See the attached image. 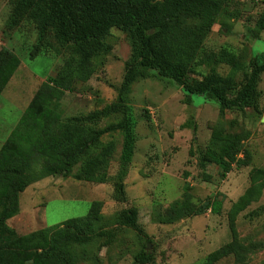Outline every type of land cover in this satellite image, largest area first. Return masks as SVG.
I'll return each instance as SVG.
<instances>
[{
	"label": "rangeland",
	"instance_id": "rangeland-1",
	"mask_svg": "<svg viewBox=\"0 0 264 264\" xmlns=\"http://www.w3.org/2000/svg\"><path fill=\"white\" fill-rule=\"evenodd\" d=\"M14 0H0V50L18 57L20 65L0 95V143L4 144L17 125L27 104L41 84L61 69L69 58L68 48L51 32L40 35L30 19L11 24ZM264 0H229L203 42V50H228L241 59L235 73L239 83L252 60L264 62ZM262 23V27H261ZM109 52L96 59V69L85 83L65 92L59 101L63 120L84 116L118 100L124 64L131 56L127 33L112 28L104 39ZM34 54V57L31 55ZM226 76L225 64H194L188 76L201 80L211 70ZM258 108L221 111L216 100L187 94L172 80L149 71L135 81L127 95L128 115L135 136L134 152L119 192V157L123 135L106 134L103 143L114 141L116 151L104 182H86L75 177L79 166L67 177L35 180L18 195L17 212L4 225L17 237L60 226L66 220L83 218L91 209L101 217L99 230L114 237L95 238L85 246L75 245L74 264H135L140 252L153 255L152 264H264V72L257 85ZM122 114L104 119L99 128L116 123ZM11 131V132H10ZM10 132V133H9ZM239 141L238 166L221 176L222 170L208 165L204 181L198 157L212 134ZM187 193L194 205L222 200L219 214L209 210L173 224L159 223V216ZM240 202L233 215L232 206ZM135 208L146 237L117 223L122 210Z\"/></svg>",
	"mask_w": 264,
	"mask_h": 264
},
{
	"label": "trees",
	"instance_id": "trees-1",
	"mask_svg": "<svg viewBox=\"0 0 264 264\" xmlns=\"http://www.w3.org/2000/svg\"><path fill=\"white\" fill-rule=\"evenodd\" d=\"M229 0H14L10 25L30 19L37 32H51L68 48L56 77L41 84L24 110L7 141L0 148V264H74L75 245L85 246L95 238H106L107 246L113 233L99 230L101 217L91 209L83 218L66 220L60 226L49 227L17 237L4 222L17 212V199L29 183L44 177H67L79 166L75 177L86 182H104L116 151L114 141L103 143L106 134L123 135L119 157V192L116 199L124 201L122 179L127 174L134 152L135 136L128 115L127 95L132 84L155 71L158 76L175 82L187 94L206 96L218 102L221 111L257 110V85L264 72V62L252 60L248 72L236 83L235 73L241 67L239 56L228 50H203V42L217 17ZM264 22V9L262 13ZM262 27V23H261ZM112 28L127 33L131 42V56L124 64V75L118 89V100L84 116L63 120L58 110L64 93L90 79L96 69V59L109 52L104 39ZM35 55L32 54L31 57ZM211 62L225 64L231 73L222 76L215 70L201 80H192L188 73L196 64ZM20 65L17 56L0 50V95ZM114 114H122L120 121L104 128L98 125ZM241 152L239 141L221 137L214 132L205 150L199 154L198 167L204 181L208 165H216L221 176L232 164L238 166ZM239 200L230 209L239 210ZM222 200H206L194 205L185 193L180 201L169 205L159 216V223L173 224L185 218L199 216L206 211L217 215ZM135 208L122 210L117 223L146 237L138 223ZM153 255L140 252L135 264H152Z\"/></svg>",
	"mask_w": 264,
	"mask_h": 264
},
{
	"label": "crops",
	"instance_id": "crops-1",
	"mask_svg": "<svg viewBox=\"0 0 264 264\" xmlns=\"http://www.w3.org/2000/svg\"><path fill=\"white\" fill-rule=\"evenodd\" d=\"M27 106H28V104H27ZM11 131H12V130H11ZM11 131H10V132H11ZM10 132H9V133H10ZM2 145H3V144L0 143V148H1Z\"/></svg>",
	"mask_w": 264,
	"mask_h": 264
}]
</instances>
